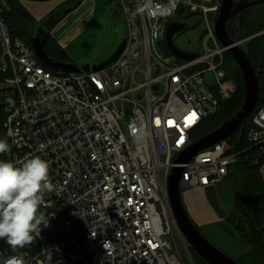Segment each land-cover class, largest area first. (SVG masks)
<instances>
[{
  "label": "built area",
  "instance_id": "built-area-1",
  "mask_svg": "<svg viewBox=\"0 0 264 264\" xmlns=\"http://www.w3.org/2000/svg\"><path fill=\"white\" fill-rule=\"evenodd\" d=\"M192 0H152L167 15L144 13L146 0H117L127 27L120 58L102 71H52L32 46L15 37L0 0V108L2 160L18 166L34 156L49 165L39 225L30 244L13 248L0 239V264H185L173 229L195 264L171 207L168 183L182 167L180 186L202 189L235 176L250 162L264 181V104L251 113L248 147L230 136L198 153L188 164L177 159L196 143L202 125L220 114L237 93L226 53L207 15L199 55L171 54L166 33ZM174 5V7H173ZM254 37L236 42L242 47ZM264 88V78H263Z\"/></svg>",
  "mask_w": 264,
  "mask_h": 264
},
{
  "label": "trees",
  "instance_id": "trees-1",
  "mask_svg": "<svg viewBox=\"0 0 264 264\" xmlns=\"http://www.w3.org/2000/svg\"><path fill=\"white\" fill-rule=\"evenodd\" d=\"M222 1V0H218ZM8 9L5 11V18L11 28L14 36L23 39L31 45V39L36 34L38 28H43L47 34L45 50L47 54L55 61L71 63V58L59 43L52 37L53 29L66 17L67 9L74 11L83 0H75L70 3L71 8L59 9L54 11L39 23L26 9L21 5L19 0H6ZM227 32L229 38L235 42L248 37H254L244 47V51L255 68L260 81V98L255 110H258L264 104V5L248 8L227 23ZM227 65L230 75L238 84V90L234 98L225 103L220 114L215 118L205 122L196 132V142L206 135L217 130L226 120L231 119L243 105L244 87L242 73L235 63L230 53H226ZM233 62V65H231ZM45 67V66H44ZM46 69V67H45ZM250 115L244 120L243 125L230 138L232 142L238 141V148L248 147L246 134L251 127ZM5 114L0 108V139L4 140ZM0 153V160H2ZM236 179V199L232 215L228 221L235 227L244 229L242 238L247 240L251 246V252L247 255L235 259L239 264H264V181L262 180L257 168L253 167L250 162H242L234 168ZM191 251L197 256L199 264H208L203 260L194 249ZM193 255V254H192Z\"/></svg>",
  "mask_w": 264,
  "mask_h": 264
},
{
  "label": "rangeland",
  "instance_id": "rangeland-1",
  "mask_svg": "<svg viewBox=\"0 0 264 264\" xmlns=\"http://www.w3.org/2000/svg\"><path fill=\"white\" fill-rule=\"evenodd\" d=\"M19 1L24 8L26 5H29L27 1ZM66 1L67 0H55L50 3L57 4L62 2L54 10L57 11L59 9L71 8L67 7L70 3L64 4ZM88 2L89 4H87L85 8V5L81 6L79 14L82 15L81 18L72 16L68 19L66 18L67 20L65 19L66 21L60 23V25L53 31L54 34H57L62 39H66V44L69 46L73 44L71 48V56L69 57L71 58V63H75L80 68L86 64H99L106 59L113 50L116 49L123 39L127 37V27L123 17H121L117 0H89ZM217 3L218 0H192V5H186L184 7V13L180 16V18L190 22L194 27L175 37V44L180 50L189 53H197L202 49L201 38H203L204 31L206 29V20L202 19L201 15H199L202 11L201 7L206 5L211 9V7L217 5ZM40 4L42 3H35L33 5L39 6ZM194 6L199 8V14L193 12ZM105 14L107 15V18L104 17ZM46 17L47 16H44L39 18V20H36L41 23ZM88 17L94 19L95 22L93 26H90V20H88ZM207 19L209 24L214 27L217 19V13H208ZM229 63L227 62V65H230ZM231 65H233V62H231ZM234 142L237 141L234 140ZM235 189L236 179L233 175H230L218 186H216L215 193L203 200L204 206L210 209L213 214L210 217H206L205 215L200 216L191 207H188L186 201L190 195V193L188 194V191L184 190L181 194L183 206L189 218L197 226L200 232L212 244L229 255L231 258L238 259L239 256L235 254L231 247L227 246V243L234 244L230 232L239 236L238 238H241V244H243L245 248L250 249V245L247 240L242 238V232L228 221V218L233 213V204L235 203V199L237 197ZM191 195L193 197V193ZM195 200H197V198H194V203H196ZM211 235L215 236L216 239L221 242L214 240ZM172 236L174 237L175 243L184 258L185 264H190L188 254L175 228L173 229ZM191 253L193 254L192 257L195 261L194 263L199 264V260H197L195 253L192 251Z\"/></svg>",
  "mask_w": 264,
  "mask_h": 264
},
{
  "label": "water",
  "instance_id": "water-1",
  "mask_svg": "<svg viewBox=\"0 0 264 264\" xmlns=\"http://www.w3.org/2000/svg\"><path fill=\"white\" fill-rule=\"evenodd\" d=\"M32 2H45L50 0H28ZM264 5V0H222L219 15L215 23V35L220 44L226 48H229V53L236 62L239 70L242 73L243 87H244V101L237 113L229 120H226L217 130L206 135L198 140L195 144L187 148L177 159V164H188L198 153L201 151L228 139L232 136L243 124L251 113L257 107V103L260 98V81L259 76L253 67L250 59L245 53L244 49L236 44L235 41L229 38L227 32V23L236 17L242 11ZM71 9L66 10L65 15L70 12ZM182 14L183 11L181 10ZM192 24L187 21H173L166 33V44L171 54L175 55L182 60H192L196 58L198 54L189 53L180 50L175 44V37L181 33H184L191 28ZM47 34L43 28H38L36 34L31 39V46L41 61V63L52 71L62 72H74L79 73L81 71H102L103 69L113 65L122 55L127 39H123L121 43L116 47L111 54L97 65L86 64L80 68L75 63H63L52 59L45 50ZM183 174L182 167H175L173 173L169 178L168 193L173 210L174 218L177 221V225L181 233L186 238L189 245L195 252L208 264H239L235 259L224 253L222 250L212 244L197 228V226L189 218L182 202V191L185 189L180 186L181 177ZM238 229V228H237ZM243 234L244 229H238ZM247 240H251L248 236Z\"/></svg>",
  "mask_w": 264,
  "mask_h": 264
},
{
  "label": "clouds",
  "instance_id": "clouds-1",
  "mask_svg": "<svg viewBox=\"0 0 264 264\" xmlns=\"http://www.w3.org/2000/svg\"><path fill=\"white\" fill-rule=\"evenodd\" d=\"M174 7V5H173ZM167 15L171 8L161 7L152 0L137 7L136 13ZM10 150L8 143L0 139V153ZM49 184L48 162L34 156L21 165L0 160V239L13 248L30 244L33 234H40L39 225L49 226V218L38 215L43 190Z\"/></svg>",
  "mask_w": 264,
  "mask_h": 264
},
{
  "label": "crops",
  "instance_id": "crops-1",
  "mask_svg": "<svg viewBox=\"0 0 264 264\" xmlns=\"http://www.w3.org/2000/svg\"><path fill=\"white\" fill-rule=\"evenodd\" d=\"M27 1L29 5L25 6V9L37 20H39V18H42L44 16H47L52 13L61 3H57V4H51V1H55V0H50V1H45V2H32V1H28V0H24ZM74 0H67L64 4H69L71 2H73ZM89 0H83V3H81V5L75 9L71 14H69L67 17H65L60 23L66 21L69 17H77V18H81L82 15L80 14V10H81V6L85 5L84 8L86 7L87 4H89L88 2ZM35 3H42L39 6H34L33 4ZM70 5H67V7H69ZM82 14V13H81ZM107 15L105 14L104 17H106ZM67 18V19H66ZM66 19V20H65ZM88 20H90V26L94 24V19H92L91 17H88ZM60 23L57 25L59 26ZM57 26L55 28H57ZM55 28L53 29V31L55 30ZM53 31L51 32L52 37L59 43V45L61 47H63L65 49V51L67 52V54L69 56H71V48L73 46L72 45H68L66 44V39H62L61 37H59L57 34H54ZM223 182V181H222ZM221 182L211 185L207 188H202V189H188L186 191H188V194L190 193V195L187 198V205L188 207H191L194 211H196V213H198L200 216L205 215L206 217H210L213 214L211 213L210 209L206 208V206H204V201L207 197L211 196L213 193H215V189L216 186H218ZM193 193V197L192 194ZM196 196V197H195ZM194 198H197L196 203L193 202ZM235 204V203H234ZM201 208V209H200ZM231 236H232V240L234 244H230L227 243V246L231 247V249L235 252V254H237L240 258L241 256L247 255L251 252V246L250 249L245 248L243 246V244H241V238H238L239 236H236L234 233L230 232ZM212 236V235H211ZM212 238H214V240L220 241L218 239H216L215 236H212ZM221 242V241H220Z\"/></svg>",
  "mask_w": 264,
  "mask_h": 264
},
{
  "label": "flooded vegetation",
  "instance_id": "flooded-vegetation-1",
  "mask_svg": "<svg viewBox=\"0 0 264 264\" xmlns=\"http://www.w3.org/2000/svg\"><path fill=\"white\" fill-rule=\"evenodd\" d=\"M73 11L72 10H70V12L66 15V16H68L70 13H72Z\"/></svg>",
  "mask_w": 264,
  "mask_h": 264
}]
</instances>
